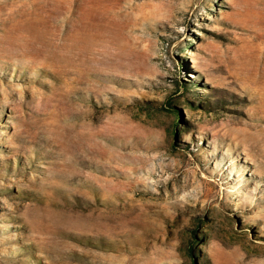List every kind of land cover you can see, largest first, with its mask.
I'll list each match as a JSON object with an SVG mask.
<instances>
[{"label": "rangeland", "instance_id": "374dc122", "mask_svg": "<svg viewBox=\"0 0 264 264\" xmlns=\"http://www.w3.org/2000/svg\"><path fill=\"white\" fill-rule=\"evenodd\" d=\"M0 264H264V0H0Z\"/></svg>", "mask_w": 264, "mask_h": 264}]
</instances>
